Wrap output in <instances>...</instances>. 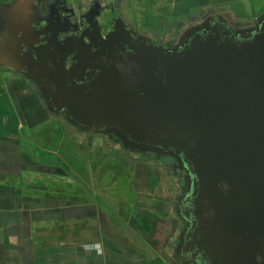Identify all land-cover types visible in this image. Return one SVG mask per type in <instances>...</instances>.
<instances>
[{"label": "water", "instance_id": "obj_1", "mask_svg": "<svg viewBox=\"0 0 264 264\" xmlns=\"http://www.w3.org/2000/svg\"><path fill=\"white\" fill-rule=\"evenodd\" d=\"M12 20L0 39V66L35 83L52 99L45 101L51 111L90 133H112L125 147L175 150L190 165L199 258L188 254L186 264H264V22L239 43L194 28L169 51L133 48L87 90L55 71V57L22 53L31 44L25 13L20 35Z\"/></svg>", "mask_w": 264, "mask_h": 264}, {"label": "crops", "instance_id": "obj_2", "mask_svg": "<svg viewBox=\"0 0 264 264\" xmlns=\"http://www.w3.org/2000/svg\"><path fill=\"white\" fill-rule=\"evenodd\" d=\"M76 132L30 80L0 67V264H170L164 186L147 177L134 183L135 199L106 210L85 182ZM50 180L79 198L52 194Z\"/></svg>", "mask_w": 264, "mask_h": 264}, {"label": "flooded vegetation", "instance_id": "obj_3", "mask_svg": "<svg viewBox=\"0 0 264 264\" xmlns=\"http://www.w3.org/2000/svg\"><path fill=\"white\" fill-rule=\"evenodd\" d=\"M22 2L18 10V4ZM200 4L184 19H173L165 27L151 29L139 23L135 0H0V39L7 33L12 19L16 20L12 28L21 34L23 25L19 16L25 13L27 30L22 33L25 38L29 37L31 44L28 47L24 45L22 53L31 52L33 57L40 56L45 61L55 57V71L63 69L75 86L90 90L117 55H127L133 48L142 46L169 51L178 43L182 33L194 28L201 37H211L215 29L217 35L214 37L218 40L239 43L262 28L264 0H256L254 7L257 9L250 12H244L229 0H222L220 4L202 0ZM51 44L59 48L54 54L49 47ZM103 61L107 64L103 65ZM76 64L85 67L81 70ZM0 67L10 68L6 65ZM47 68L52 73V67ZM39 95L43 101H52L41 93ZM52 112L68 122L61 112L53 108ZM68 124L81 133L78 135L86 144L97 139L112 152L128 157L130 162L158 169L161 181L168 179L164 186L165 209L168 216L172 215L171 225H168L172 230L166 242V257L175 258L179 264H186L188 254L199 258L194 241L195 221L193 227L191 225L193 174L185 158L175 150L165 149L164 153H156L139 146L125 147L112 133H90L82 127Z\"/></svg>", "mask_w": 264, "mask_h": 264}, {"label": "rangeland", "instance_id": "obj_4", "mask_svg": "<svg viewBox=\"0 0 264 264\" xmlns=\"http://www.w3.org/2000/svg\"><path fill=\"white\" fill-rule=\"evenodd\" d=\"M135 1L139 23H143L146 27L151 29L165 27L169 22L173 21V19H184L186 15L194 13V11L201 5L200 0H192L188 4H185L187 0ZM213 1L218 4L222 2V0ZM229 1H231L232 5L239 6L244 12L245 10L250 12L252 9H257V7H254L256 6V0ZM180 5L182 6L180 7ZM182 7H185V10L180 9ZM53 114L55 115V113ZM76 133L81 134L78 132ZM103 144L104 143L97 139H92L89 144H86L82 141L81 137H79V141L76 142V145L80 146V149L83 148L82 150L85 153L84 158L87 170L91 168V170H89L90 174H86L85 182L87 183V178H90L89 184L91 186V190L92 192H96V196L93 197L98 200L100 199L106 210L111 211L116 208L120 209L118 201L121 198H127L128 200L135 199L134 195H136V190L132 189V187H134V183H142L145 185L147 177L153 185L162 184V186H165L167 184L168 179L161 181L158 177V171L147 172L144 168L137 166L136 163L130 162L127 159L128 157H123L119 153L112 152L109 150L110 148L108 149ZM140 165L144 166L145 164ZM49 185L51 186L52 190L50 191H52V194L56 193L55 195H58V193H63L73 199L79 198V194L77 192L78 189H75L73 192V187H67V185H69L68 183H61L59 180H50ZM169 218L171 219L172 215H170Z\"/></svg>", "mask_w": 264, "mask_h": 264}]
</instances>
